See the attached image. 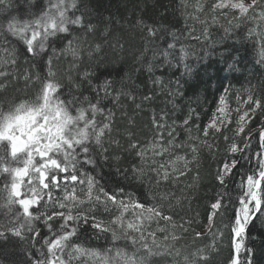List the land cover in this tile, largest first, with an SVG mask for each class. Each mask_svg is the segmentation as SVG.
<instances>
[{
	"label": "snow or ice",
	"instance_id": "snow-or-ice-1",
	"mask_svg": "<svg viewBox=\"0 0 264 264\" xmlns=\"http://www.w3.org/2000/svg\"><path fill=\"white\" fill-rule=\"evenodd\" d=\"M0 7L6 10L10 8L9 0H0ZM211 10L223 16L231 13L233 19L238 21H264V0H215ZM19 12L16 15L8 11L0 18V35L6 39L11 38L19 54L37 68L40 63H45L47 73L38 72L35 77L25 75L26 82L39 85L32 95L0 101V264H17L11 259L15 253L10 252L9 248L28 245L29 240L33 243L25 249L26 258L20 264H73L85 257L111 264L110 259L100 250L88 247L81 239V232L89 226L97 239L100 234L111 233L114 245L122 239L130 244V252L126 250L128 245L116 251V256L123 264H207L209 248H214V244L193 251L182 250L175 246L174 242L180 237L174 231L158 228L157 231L167 233L161 239L157 237L156 231L148 230L147 225L152 222L159 224L161 220L171 224L172 229L180 227L185 232L188 230L184 224L176 225L173 216L168 214L172 211L171 203L165 206V202L170 200L169 193H153V203L148 204L139 198V194H136V198H133V193L125 195L123 187L111 192L104 187L97 188V178L88 170L87 166L96 164L93 153L97 148L103 149L105 153L108 151L103 138L111 132L114 114L110 110L106 112L101 101L114 92L117 100L125 93L117 91L113 82L104 81L93 89L95 96L91 98L84 96L81 100L75 95L72 98L63 96V86L56 79L52 68L53 58L48 56V50L51 49L55 55L54 45L66 41L63 50H71L75 56L77 49L73 48L74 33L96 31V26L78 7V0H28L27 8ZM144 28L148 36L155 38L158 35V28L148 25ZM254 34L259 35L255 29H249V37ZM171 35L175 40V33ZM204 35L207 37V29ZM261 43L260 62L264 63V40ZM99 47L96 45L97 50ZM175 49L174 42L167 43L161 53L166 62L175 53ZM5 53L4 62L10 61L15 65L16 49H5ZM45 56L48 57L46 61ZM187 56L188 51L181 46L180 62ZM185 69L190 71L188 65H185ZM148 71H152L151 65ZM5 75L7 73L0 71V77ZM87 76L85 73L82 79H87ZM156 82L159 83V78ZM228 91L225 88L224 92ZM245 91L248 93L246 98L237 95L238 107L235 111L238 118L233 137L224 136L226 152L232 157L231 162L223 163L216 175V180L224 185L226 177L231 175L239 163L235 156L239 154L244 157L251 141L258 136V171L247 175L246 181L242 182L239 207L235 208L234 221L230 224L229 264H255L256 249L248 247L245 241L249 236L250 224L259 218V214L264 213V122L258 132L248 133L243 146L235 139L245 133L258 113L264 115V94L257 96L251 88ZM169 94L176 95L174 92ZM193 113L194 110L190 109L181 123L173 121L171 125L166 123V114L162 113L158 119L154 115L152 126L156 129V137L147 146L137 142L128 145L141 163L139 166L133 163L126 170V177L130 171L134 180L143 182L146 175L144 166L147 165L148 171L155 174L157 186L161 181L171 179L175 182L190 170L189 165L197 160L201 147L212 151L215 145L208 142V137L221 133L232 123L226 95H220L212 119L202 129V136H191L190 121ZM98 116H102L103 120L98 121ZM129 123L133 122L130 120ZM181 129L189 133L188 141L176 143ZM165 130L168 136L166 143ZM197 131H201L199 127ZM127 135L131 140L132 133ZM112 142L119 145V141ZM184 147L189 148L191 160L187 155H175L166 163L157 164L153 159L148 164L149 151L153 157H161L172 148ZM247 159L251 161L252 157L248 156ZM179 162H183V168L178 166ZM229 200L231 202V197ZM101 206L105 212L114 208L119 215L105 222L95 214ZM223 206V198L211 204L208 234H211L214 226V216ZM129 214L131 219L127 218ZM40 224L47 228L49 235H42ZM201 238L202 234L196 232L194 240ZM249 243L254 244V240H249ZM37 244L40 245L39 249H36Z\"/></svg>",
	"mask_w": 264,
	"mask_h": 264
},
{
	"label": "trees",
	"instance_id": "trees-1",
	"mask_svg": "<svg viewBox=\"0 0 264 264\" xmlns=\"http://www.w3.org/2000/svg\"><path fill=\"white\" fill-rule=\"evenodd\" d=\"M9 3L10 8L7 10L0 7V18L8 11L19 15V10L27 8L28 0H9ZM213 3L215 0H78V7L96 26V31L74 33L73 48L77 49L75 56L71 50H63L66 41L54 45L55 55L49 49L48 56L53 58L52 68L56 79L63 86V96L66 98H72L73 95L81 100L84 96L91 98L95 96L93 89L104 81L113 82L117 91L125 93L118 100L115 99L114 92L101 101L105 111L110 110L114 114V119L111 132L103 138L108 151L105 153L103 149L97 148L93 153L96 164L87 166L89 172L97 178V188L104 187L111 192L123 187L125 195L133 193V198H136V194H139V198L148 204L153 203V193H169L170 200L165 202V206L171 203L172 211L168 214L173 216L176 225L184 224L188 230L185 232L180 227L172 229L171 224H166L163 220L159 224L152 222L147 225L148 230L156 231L157 237L161 239L167 233L157 231L158 228L174 231L180 237L174 242L175 246L182 250L193 251L195 248L214 244V248H209L207 264H229L230 224L234 221L235 208L239 207L242 182L246 181L247 175L258 171V136L251 141L244 157L239 154L235 156L239 163L231 175L226 177L224 185L216 180V175L223 163H230L232 159L226 152L224 136L233 137L237 127V95L246 98L248 93L245 89L249 88L257 96L264 94V63L260 62L264 21H238L233 19L231 13L227 16L219 12L213 13ZM213 16L216 17L215 20ZM145 25L158 28V35L155 38L148 36ZM205 29L207 37L204 35ZM249 29H255L259 35L249 37ZM172 33H175V40ZM169 42H174L176 49L166 62L161 53ZM96 45L100 46L99 50ZM181 46L188 51L183 62L179 60ZM14 48L17 63H5V49L11 51ZM47 58L45 56V61ZM1 60L4 65L0 64V71L7 75L0 77V101L32 95L39 85L26 82L25 75L35 77L38 72L47 73L45 63H40L37 68L19 54V49L11 38L6 39L3 35H0ZM149 65L152 66L151 72L148 71ZM185 65H188L190 71L185 69ZM85 73L88 74L87 79H82ZM157 78L159 83L156 82ZM225 88L229 89L227 93L224 92ZM172 92L176 95L169 94ZM222 94L226 95L232 123L221 133L208 137V142L214 144L215 148L209 151L201 147L197 160L189 165L190 170L184 176L175 182L171 179L161 181L157 186L155 174L149 172L145 165L143 182L134 180L130 171L126 177V170L133 163L138 166L141 163L128 145L130 142H137L147 146L156 137V129L152 126L154 115L158 119L162 113L166 114L168 125L173 121L179 124L192 109L191 136H202V129L212 119ZM100 95L103 97V93ZM97 120L102 121L103 117L98 116ZM130 120L133 123L130 124ZM262 122L264 115L258 113L245 133L235 137L236 141L243 146L248 133L258 132ZM129 132L132 133L131 140L127 135ZM188 135V132L181 129L176 143L188 141ZM167 139L165 130V143ZM112 141H119V145ZM175 155H187L189 160L192 159L188 147L172 148L161 157H153L149 151L148 164L153 159L157 164L166 163ZM248 156L252 157L251 161L247 159ZM178 166L183 168V162H179ZM218 198H223L224 206L214 216V226L211 234H208L211 204ZM95 214L108 222L113 216L119 215V212L114 208L105 212L101 206ZM129 216L130 214L128 219ZM39 228L42 235H49L43 224ZM196 232L202 234L201 239L194 240ZM81 239L88 247L100 250L111 262H114L112 259L118 248L125 249L128 245L126 250L131 251L130 244L123 239L114 245L111 233L100 234L97 239L90 226L81 232ZM249 240H254V244L249 243ZM32 243L33 241H28V245ZM245 243L256 249L255 264H264V213L259 214V218L250 224ZM28 245L20 244L14 249L10 247L9 251L15 253L11 259L20 264L26 258L25 249ZM39 247L37 244L36 249ZM118 259L120 263L121 259ZM85 261L82 258L73 264H85Z\"/></svg>",
	"mask_w": 264,
	"mask_h": 264
},
{
	"label": "rangeland",
	"instance_id": "rangeland-1",
	"mask_svg": "<svg viewBox=\"0 0 264 264\" xmlns=\"http://www.w3.org/2000/svg\"><path fill=\"white\" fill-rule=\"evenodd\" d=\"M0 64L4 65V63L2 62V60L0 61ZM4 72V71H3ZM131 215L129 216V219H131ZM84 259H86V263L87 264H103L104 262L102 260H100L99 262L97 261L96 258H87L85 257ZM112 260H114V262H111V264H123L122 260H120V263L118 262L119 259L117 256H115V258H113ZM85 263V264H86Z\"/></svg>",
	"mask_w": 264,
	"mask_h": 264
}]
</instances>
